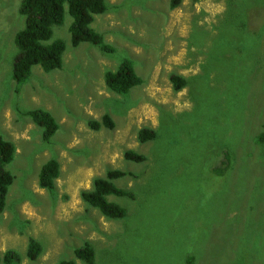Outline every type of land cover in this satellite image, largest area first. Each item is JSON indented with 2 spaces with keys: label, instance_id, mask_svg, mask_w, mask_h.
<instances>
[{
  "label": "rangeland",
  "instance_id": "rangeland-1",
  "mask_svg": "<svg viewBox=\"0 0 264 264\" xmlns=\"http://www.w3.org/2000/svg\"><path fill=\"white\" fill-rule=\"evenodd\" d=\"M107 0L92 27L113 51L73 46L66 11L52 40L66 43L61 69L33 67L16 90L12 76L24 27L20 0H0V133L16 145L15 180L0 215V253L20 264L76 260L90 242L95 264H264V0ZM143 82L118 94L105 82L123 59ZM172 74L187 85L176 90ZM58 121L50 142L23 111ZM109 116L114 126L92 128ZM143 128L157 137L141 142ZM134 150L146 159L127 160ZM60 162L55 194L39 185ZM126 172L109 196L127 209L104 216L82 198L97 177ZM31 239L41 254L27 256Z\"/></svg>",
  "mask_w": 264,
  "mask_h": 264
},
{
  "label": "trees",
  "instance_id": "trees-1",
  "mask_svg": "<svg viewBox=\"0 0 264 264\" xmlns=\"http://www.w3.org/2000/svg\"><path fill=\"white\" fill-rule=\"evenodd\" d=\"M183 3V0H170V8L175 9ZM108 10L107 0H20L19 12L24 16V27L15 35V43L18 54L15 57L12 76L16 83V90L26 83L33 73L34 66H40L44 71L50 72L61 69L66 51V43L61 39L52 40L53 26L62 24L66 11L73 18L70 26L71 41L73 46L82 42H89L98 46L101 50L113 51L103 35L92 27L96 15ZM176 90L187 85V80L178 74L170 77ZM107 86L118 94H127L133 87L143 82L142 77L136 72L133 61L125 58L116 70H109L105 74ZM23 114L32 118L33 122L42 127V138L50 142L59 128L55 117L44 108H35L23 111ZM104 124L113 127V121L106 116L103 121H92V128L100 129ZM141 142L153 140L157 137L156 130L143 128L138 134ZM16 154V145L0 133V215L7 206V196L13 185L15 175L7 169ZM127 160L142 162L146 159L142 153L134 150L125 152ZM61 174L60 162L56 158H50L41 167L39 172V185L51 194L56 191V179ZM126 172L121 169H111L104 177H97L90 190L82 192L83 200L97 208L111 219H121L127 215V209L109 199V196L132 197L133 194L126 188L118 186L116 179L122 178ZM40 243L31 239L28 244L27 256L34 260L41 254ZM75 255L86 264H95V249L90 242L75 249ZM22 256L13 249L0 253V264H20ZM60 264H77L76 260H63Z\"/></svg>",
  "mask_w": 264,
  "mask_h": 264
}]
</instances>
